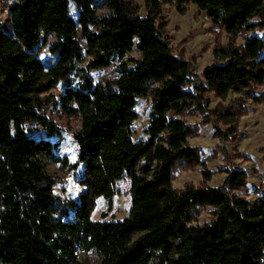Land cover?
I'll list each match as a JSON object with an SVG mask.
<instances>
[{
  "label": "trees",
  "instance_id": "16d2710c",
  "mask_svg": "<svg viewBox=\"0 0 264 264\" xmlns=\"http://www.w3.org/2000/svg\"><path fill=\"white\" fill-rule=\"evenodd\" d=\"M70 2L78 8L76 21ZM105 2L109 15L97 18L91 0H16L8 8L11 35L0 24V264H85L78 249H94L98 264H264V192L247 200L224 187L172 186L177 167L201 163L186 144L189 126L174 116L198 105L189 83L198 93L204 88L195 85L190 64L173 56L162 36L155 22L159 2L151 0L145 15L128 11L120 0ZM174 3L180 13L193 4L231 36L264 28V0ZM49 33L57 39L49 49L56 61L45 69L32 49L45 45ZM227 49L224 63L202 72L208 90L224 97L264 84V36ZM132 50L138 56L125 58ZM83 53L90 58L80 66ZM111 65L116 77L93 82L90 70ZM60 81L62 105H73L68 110L80 117L73 163L54 156L56 144L48 138L60 131L41 114L52 101L47 93ZM145 97L151 102L147 138L135 141L134 107ZM29 123L42 126L45 138L28 137ZM46 159L72 170L82 165L88 178L76 201L54 193ZM124 176L128 215L91 220L94 200L110 204ZM203 177L210 179L208 172ZM224 183L229 191L243 188L245 174L233 170ZM202 207L212 208V219L193 224Z\"/></svg>",
  "mask_w": 264,
  "mask_h": 264
},
{
  "label": "rangeland",
  "instance_id": "374dc122",
  "mask_svg": "<svg viewBox=\"0 0 264 264\" xmlns=\"http://www.w3.org/2000/svg\"><path fill=\"white\" fill-rule=\"evenodd\" d=\"M126 9L139 15H145L151 8V0H120ZM159 2L156 24L162 26V36L168 43L173 56L186 60L190 64L195 85L203 86L204 91L198 93L192 83L186 86L189 91L198 94V105H192L182 114L174 116L183 120L189 126L190 134L186 137V144L197 150L199 161L197 166L187 168L177 167L173 172L172 186L176 189L184 185L224 187L229 194L254 200L260 197L264 190V84L251 85L240 92H228L224 97L216 96L202 78L203 70L212 64H222L227 58V48H238L250 36L262 38L263 29L242 32L231 36L198 10L193 4L183 6L184 12L176 9L174 0L167 3ZM16 0H0V24L5 34L11 35V21L8 8ZM91 6L97 18L109 15L105 0H91ZM69 15L76 21L78 8L69 3ZM250 21H257L254 17ZM94 30V27H90ZM56 36L49 33L45 45L39 42L32 49L35 55L47 69L56 61V55L49 51L56 42ZM78 43L85 49L84 40L78 34ZM135 50L125 56L136 58ZM90 58L83 53L79 60L82 66ZM89 75L93 82H101L117 76L113 65L90 70ZM64 83L60 81L47 95L51 102L43 108L41 114L51 120L59 129L60 136H51L49 141L55 143L53 152L56 157H65L70 163L76 159V144L73 133L80 126V117L77 112H70L61 102ZM137 118L131 124L132 139L144 141L147 138L145 127L148 123L151 102L148 97L138 99L134 107ZM28 137L37 140L45 138V129L36 123L25 125ZM44 165L48 174L56 180L54 193L62 200H77L78 194L85 189L87 172L80 165L76 170L61 167L57 162L46 159ZM233 170L243 171L245 186L229 191L224 180ZM208 172L210 179L203 177ZM130 208L129 179L124 176L115 185V193L111 203L98 197L94 200L91 220L120 221L128 215ZM212 208H197L193 224H203L212 219ZM78 258L85 264H98L99 254L94 249L77 250Z\"/></svg>",
  "mask_w": 264,
  "mask_h": 264
}]
</instances>
